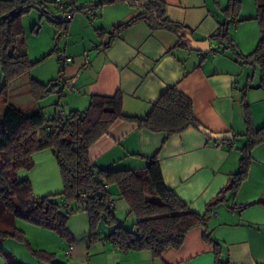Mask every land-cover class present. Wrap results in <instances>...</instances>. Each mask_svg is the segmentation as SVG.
<instances>
[{
    "label": "crops",
    "instance_id": "crops-1",
    "mask_svg": "<svg viewBox=\"0 0 264 264\" xmlns=\"http://www.w3.org/2000/svg\"><path fill=\"white\" fill-rule=\"evenodd\" d=\"M71 1L78 9L98 7L92 15L99 16L93 31L100 40L92 44L95 42L91 39L81 48H76L73 41L66 42L64 50L71 61L62 68L63 80L69 87H62L61 93L72 105L69 111L83 110L92 94L111 96L118 92L122 112L143 117L158 97L174 86L191 99L201 126L213 133L229 132L233 137L231 141L214 140L193 127L170 135L118 118L89 148L92 163L99 168L141 171L148 159L155 157L167 188L195 213L203 214L210 208L207 230L221 245L223 259L229 264L264 263V205L257 202L264 199V142L252 149L248 175L239 188L227 189L232 175L240 168L241 149L247 141L243 95L254 127L264 125V89L257 86L258 69L237 59L231 48L211 39L225 20L221 10L229 0H165L170 19L189 27L193 39L209 40L210 48L202 52L190 49L189 40L188 47L177 46V35L152 31L143 21L121 32L104 49L102 43L108 42L105 32L139 12L133 5L136 0H114L101 5L100 0H85L83 4L80 0ZM240 1V20L231 22V32L237 49L246 54L254 49L260 31L254 19L255 1ZM76 25L77 20L73 19L69 31ZM101 30L103 36L98 32ZM45 76L30 79L47 83ZM13 82L8 83L9 93ZM5 84L0 67V89ZM12 104L26 112L40 109L35 102L29 108ZM35 154L54 156L50 149ZM246 204L249 205L243 207ZM114 216L120 223L117 206ZM128 217L133 218L130 213ZM83 218L89 226L88 216ZM131 221L130 227L134 219ZM10 225L4 229L17 228L28 244L11 236L0 238V264H7V258L15 264H214L213 246L202 237L204 227L190 230L179 249L167 248L156 257L145 250L122 249L108 240L111 229L108 233L98 232V242L107 243V247H101L91 242L89 227L79 243L68 225V238L21 218H11Z\"/></svg>",
    "mask_w": 264,
    "mask_h": 264
},
{
    "label": "trees",
    "instance_id": "trees-1",
    "mask_svg": "<svg viewBox=\"0 0 264 264\" xmlns=\"http://www.w3.org/2000/svg\"><path fill=\"white\" fill-rule=\"evenodd\" d=\"M112 1L100 0L98 5ZM254 1V19L258 23L260 36L251 52L241 53L232 37L231 22L240 20V0H229L221 10L225 20L219 24L211 39L226 49L231 48L243 63L257 68V86L264 89V0ZM133 5L139 12L115 26L111 32H105L108 33V42L102 43V48L111 46L121 32L140 21L145 22L152 31L165 30L177 35L180 39L177 46L188 47V39L183 34L190 33V29L167 16L165 0H136ZM33 8L41 11L45 17L50 12L46 0H0V67L6 80L5 86L0 89V99L7 95L8 83L25 74L36 63L29 60L22 48L25 39L21 17ZM75 10L78 7L75 6ZM48 20L54 22L50 18ZM37 27L34 26L33 31L37 32ZM99 34L103 36L104 31L101 30ZM63 82L66 83L63 77H59L49 88L48 82L31 79L29 86L33 97L38 99L50 90H62L66 86L62 85ZM242 103L247 143L241 149L240 168L232 175L227 188L233 191L239 188L248 175L252 149L264 142V125L254 127L244 95ZM56 112L47 117L41 109L26 112L12 103H6L0 121V206L4 207L3 211L11 212L13 219H24L68 238L65 212L75 208L84 210L88 216L92 243L99 239L96 225L103 221L111 226L108 240L127 251L145 250L156 257H160L167 248L179 249L190 230L204 227L202 237L213 246L214 264H229L227 259L222 258L221 245L207 230L210 208L203 214L195 213L167 188L155 157L148 159L141 171L99 168L89 158V148L118 118L135 122L150 131H165L170 135L189 127L198 129L200 123L195 118L193 103L187 95L170 86L143 117L125 115L121 110V96L118 92L111 96L92 94L83 110H71L65 113L63 119L58 118ZM44 149L53 151L63 187L55 194L33 196L30 183L17 179L16 174L20 169H30L33 165L32 155ZM113 185L117 187L120 198L134 219L130 228L119 223L114 216L117 201L110 192ZM56 196H59V200ZM257 202L264 205V199ZM64 203L70 206L62 207ZM7 236L28 244L24 234L17 228L0 229V238ZM7 264L15 262L7 258Z\"/></svg>",
    "mask_w": 264,
    "mask_h": 264
},
{
    "label": "rangeland",
    "instance_id": "rangeland-1",
    "mask_svg": "<svg viewBox=\"0 0 264 264\" xmlns=\"http://www.w3.org/2000/svg\"><path fill=\"white\" fill-rule=\"evenodd\" d=\"M46 1L50 9V12H47L46 16L54 20V22L49 21L48 18L43 16L41 11L36 8L31 9L21 17V25L25 39V46L23 45L22 48L26 51L30 61L35 62L37 60V62L32 65L25 74L20 76L19 79H15L13 82L14 85L10 86L11 92L9 93L7 90L5 98L0 99V121L3 118V111L7 102H14L24 108H29L28 106L35 102L47 117L54 115L55 109L59 111L64 110L68 113L72 105L68 103L66 95L61 93V90H50L46 95L35 99L30 91L28 81L31 80L30 77L33 78L34 76L45 74L46 76L44 78L49 86L53 82H57L59 77L62 78L64 76V71L62 73L60 71L61 68L56 57V49H60L66 56H68V51L64 50L66 49L65 46L67 40L73 41L76 48H81L83 43H91V39L95 42L92 44H96L99 42L96 40H100V36L93 31L94 27L96 28V26H98L99 16L86 15L84 14L83 9H78L72 18V20H77V25L69 31V24L72 20L66 21L63 19L64 22H62L61 18L63 13L58 9L57 3L54 2L55 0ZM84 1L85 0H80V4H83ZM96 8H94V11H98ZM36 25L38 26L37 32L33 31V28L34 26L36 27ZM23 50L21 49V51ZM87 52L89 53L90 50L87 49ZM246 143L247 141L245 144ZM32 160L33 165L30 169H20L16 174L17 179L27 180L30 183L32 195L44 196L49 193L55 194L59 190H62L63 182L56 158L53 155L37 156V154L34 153L32 155ZM110 192L113 198L117 201L116 206L119 213L120 223H125L130 227L133 218H127L129 212L126 204L119 196L117 187L114 185L111 186ZM56 199L59 200V196H56ZM73 206L75 205L73 204ZM3 209L4 207L0 206V229L11 226V217L12 220L14 217L11 212L3 211ZM65 213L66 227L68 225L73 228L74 235L78 238L77 241L81 243L83 241L84 231L89 227L87 221L83 218L84 215L87 219V213L84 210L76 208L66 211ZM67 218L69 219L67 220ZM110 227V225L103 221H99L96 225L98 232L103 230L108 233V230L111 229ZM98 240L94 243H98L97 245L101 247H107V243L102 244V242H98Z\"/></svg>",
    "mask_w": 264,
    "mask_h": 264
},
{
    "label": "built area",
    "instance_id": "built-area-1",
    "mask_svg": "<svg viewBox=\"0 0 264 264\" xmlns=\"http://www.w3.org/2000/svg\"><path fill=\"white\" fill-rule=\"evenodd\" d=\"M72 1L71 0H55V3H57V6H58V9L64 13L63 15V19L64 20H69L70 18H72L73 14H74V11H75V6L74 4L71 3ZM85 14L87 15H92L94 14V10L93 9H85L84 10ZM60 38V36H59ZM56 56H57V60H58V63L60 66H64L66 63H69L71 61V57L69 56H66L63 51H61L60 49H56ZM62 85H68L69 87V84L68 83H65L63 82ZM57 114V117L58 118H65L66 115H65V112L64 111H59L57 110L56 112ZM70 205L69 204H66L64 203L62 205V207H69ZM69 254V253H68ZM114 256H116V253H114Z\"/></svg>",
    "mask_w": 264,
    "mask_h": 264
},
{
    "label": "water",
    "instance_id": "water-1",
    "mask_svg": "<svg viewBox=\"0 0 264 264\" xmlns=\"http://www.w3.org/2000/svg\"><path fill=\"white\" fill-rule=\"evenodd\" d=\"M184 37L189 40V48L196 51H207L210 48L209 40L206 39L204 41H198L193 39L191 33H184ZM198 129L204 133L207 137L214 139V140H221V141H231L233 139L231 133H213L206 129L203 126H199Z\"/></svg>",
    "mask_w": 264,
    "mask_h": 264
}]
</instances>
